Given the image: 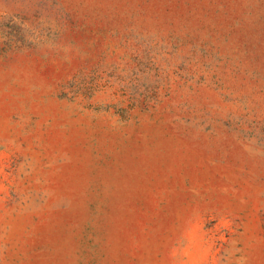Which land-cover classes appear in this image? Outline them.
<instances>
[{"label":"rangeland","instance_id":"374dc122","mask_svg":"<svg viewBox=\"0 0 264 264\" xmlns=\"http://www.w3.org/2000/svg\"><path fill=\"white\" fill-rule=\"evenodd\" d=\"M0 264H264V0H0Z\"/></svg>","mask_w":264,"mask_h":264}]
</instances>
